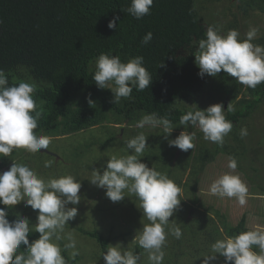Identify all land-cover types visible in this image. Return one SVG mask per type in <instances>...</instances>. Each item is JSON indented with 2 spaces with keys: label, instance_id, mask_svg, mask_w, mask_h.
<instances>
[{
  "label": "trees",
  "instance_id": "16d2710c",
  "mask_svg": "<svg viewBox=\"0 0 264 264\" xmlns=\"http://www.w3.org/2000/svg\"><path fill=\"white\" fill-rule=\"evenodd\" d=\"M221 1L153 0L150 14L137 20L123 11L130 6L131 0H0V20L3 21L0 24V69L8 76L9 85L20 81L37 84L34 99L43 109L38 127L34 130L37 136L67 135L105 125L106 122H125L129 127L137 124L144 114L156 112L158 116L168 115L174 127L172 136H178L183 130L195 133L193 149L196 155L208 147L203 133L196 131L197 126L180 125V117L194 107L186 103L197 105L203 100L205 89L209 88L208 98L215 100L214 104L223 105L226 119L233 123L232 131L240 132L244 125L254 122L251 114L264 99V83L249 88L223 71L215 77L205 74L201 78L197 74L199 68L194 62V53L198 40L205 38L208 25L217 27L209 7ZM234 4L238 12L225 26L226 29L237 27L239 15L243 19L252 12L264 16V0H234ZM113 17L119 18L117 28L109 29L107 25ZM148 32L152 33V39L148 44H142V38ZM109 50L113 55H119L122 62L143 56L144 67L152 75L149 87L143 91L133 88L131 99L121 98L115 104L112 92L98 88L92 79L97 57ZM161 62L163 67L159 66ZM223 99L225 104L221 102ZM89 100L92 101L91 105ZM229 103L235 109L233 112L227 111ZM197 107L206 109L200 104ZM232 136L238 139L240 134ZM113 137H108L105 143H111ZM162 139L148 135V147L140 158L141 162H151L152 159L156 164L172 165L175 157L173 149L176 147L167 150L170 153L167 158L165 152L152 153L150 149L152 142L153 145L166 146ZM160 148L162 150V146ZM23 151L25 149H13L11 156L0 157V169L8 166ZM186 169L183 168L182 175ZM196 174L189 169L190 177ZM86 179H83L81 193L89 187V180ZM180 182L181 177L177 185ZM190 188L194 189V186ZM132 197L135 199L134 207L126 215L117 216L123 219L122 224L117 219L118 223L110 224L109 228L107 221L97 222L92 229L77 228L84 237L83 242L76 246L79 255L75 259L71 258L69 249H62L67 264H105L101 254L108 245L115 246L117 242L139 255L138 264H150L148 252L134 239L142 230L141 222L144 220L139 199L134 194ZM121 202H125V198ZM191 207L182 200L171 222L181 228L182 236L179 239L171 235L166 227L168 238L163 248L165 255L162 264H200L202 256L209 252L211 244L217 239L251 230L244 216L234 225L220 222L226 216L219 209L212 212L214 217L209 215L211 211L205 209L202 215L188 218L192 213ZM0 208L5 206L0 204ZM95 209L99 212L106 210L98 206ZM207 209L212 210L213 206ZM6 210L10 222L19 216L26 217L14 213L12 208ZM220 228H223L224 236ZM38 237L39 233L32 228L29 242ZM24 247L21 245V251ZM254 250L259 251L258 248ZM217 264H223V257L219 258Z\"/></svg>",
  "mask_w": 264,
  "mask_h": 264
},
{
  "label": "clouds",
  "instance_id": "9594fccd",
  "mask_svg": "<svg viewBox=\"0 0 264 264\" xmlns=\"http://www.w3.org/2000/svg\"><path fill=\"white\" fill-rule=\"evenodd\" d=\"M152 5L153 0H131L130 6L123 11L139 20L150 14ZM118 19L113 17L107 27L116 29ZM259 32V27L249 26L241 37L236 29L222 34L218 27L208 25L205 38L198 40L194 53L198 76L203 78L207 74L215 77L223 71L249 88L264 83V45L253 43ZM151 39L152 33L148 32L141 43L148 44ZM144 63L143 56L122 62L121 57L113 55L111 50L102 52L95 61L92 79L98 88L112 92L116 104L121 98L131 99L133 88L143 91L149 87L152 75ZM159 66L163 67V63ZM36 91L35 82L20 81L9 85L8 76L0 69V157L11 156L13 149H25L35 154L52 143V137L37 136L34 132L43 112L34 99ZM89 104H92L91 100ZM193 105L180 117V125L198 126L205 140L222 147L224 138L233 129V123L226 119L223 105L216 103L203 110ZM234 110L229 103L227 111ZM136 127L150 130L162 128L165 139L174 129L167 114L158 116L156 112L144 114ZM247 135L248 129L242 127L241 138ZM147 137L142 131L128 139L126 150L129 154L112 155L102 172L100 169L92 170L89 181L105 189L106 197L112 202L122 201L125 190L139 199L143 216L149 223L144 224L139 234L135 235V242L148 252L150 264H162L168 232L177 239L182 236L178 225L169 227V218L179 210L182 189L166 174L141 162L140 158L148 147ZM195 139V133L183 130L175 139L168 140V144L187 152L195 147ZM51 163L45 162V167H51ZM237 167L236 158L229 156L227 168L230 171L214 180L209 191L214 196L235 198L240 206H244L249 190L247 183L236 172ZM80 189L81 182L70 174L45 181L27 165L16 162H12L7 171L0 172V204L5 206L0 208V264H67L59 243L62 239L60 233L64 232L68 221L77 216V208L68 205L80 203ZM22 201L37 211L34 228L39 237L31 243L28 237L33 225L29 219L19 216L10 222L7 218L9 213L6 209ZM166 227L168 232L165 231ZM67 240L63 248L72 249L70 255L75 259L79 252L71 233H68ZM21 245L25 246L23 251ZM101 255L105 264H138L140 260L134 250H126L120 242L115 246L108 245ZM202 257L200 264H217L220 257H223V264H264V228L257 226L235 236L217 239Z\"/></svg>",
  "mask_w": 264,
  "mask_h": 264
},
{
  "label": "rangeland",
  "instance_id": "374dc122",
  "mask_svg": "<svg viewBox=\"0 0 264 264\" xmlns=\"http://www.w3.org/2000/svg\"><path fill=\"white\" fill-rule=\"evenodd\" d=\"M209 12L213 14L214 22L222 34H226L230 29H236L240 32L241 37H243L248 31L249 26L259 27L260 32L253 43L264 45V16L261 13L252 12L246 19H243L239 15L237 27L226 29L225 26L233 20V15L238 12L234 0H223L213 7H209ZM204 95L203 100L198 102L197 105L200 104L204 108L213 105L215 100L211 101L208 98L209 88L205 89ZM221 102L225 104L224 99ZM186 105L189 107L194 106L192 102L186 103ZM256 106L255 109L253 108L254 110L251 114L253 119H255L254 122L248 123V126H243L248 127V130L254 129L249 131L248 135L243 138L240 136L238 139H235L232 135H238L240 132L233 130L224 138L222 147L204 139L207 142L206 146L208 148L204 149L202 147L204 150L196 155L195 149H189L187 152H180L181 150L178 148L173 149L175 157L171 166L164 163L156 164V161L152 159L151 162L146 160L145 164L148 167H153L157 171L166 174L176 184H178V179L181 177V182L178 186L182 191L179 198L190 204V206L192 205V213L188 218L202 215L201 213L205 209L211 211L209 215L214 217L212 212L215 209H219V212L226 216L220 222L234 225L244 216L245 223L249 228L254 229L257 226L264 228V99L259 104V107L257 106V109ZM110 124L106 122L105 125L94 126L67 135L50 136L53 139L46 149L48 153L40 150V152L33 154L25 150L12 162L27 165L43 177L45 181L49 178H58L68 174L78 176L82 187L83 179L87 178L90 180L93 169H100L102 172L107 159L112 155L123 156L129 154L126 150V141L133 138L134 135L143 131L146 135H156L159 139L163 137L166 146L161 145L162 150L161 146L157 144L153 145V142L150 149L152 153L160 154L161 151L165 152L166 158L170 154L167 150L174 147L169 146L168 140L177 137L172 136L174 134L171 133L165 139L162 128L150 130L145 127L144 129H140L136 127V124L128 127L125 122L122 124ZM198 130L201 131L197 126L196 131ZM114 135L115 137H113ZM108 137L114 138L109 144L105 143ZM201 144H204V142ZM226 146H229V154L227 153L228 149ZM229 156L236 158L238 165L236 172L240 174L241 178L248 185L247 204L244 206H240L235 198L214 196L209 191L211 183L214 180L230 171L227 168ZM47 161L52 162L51 167H45V162ZM12 162L8 166L1 168L0 172L7 171ZM183 168H187L184 175H182ZM189 169L197 172V174L190 177L188 175ZM191 186H194V189H191ZM79 195L81 196L79 204L68 205V207H76L78 212L75 219L68 221L64 232L60 233L61 237H63L59 241L62 249L63 245L68 243V233H71L74 237L76 246L83 242L84 237H81L82 235L77 229L79 226L92 229L97 222L107 221L109 228L110 224L118 223L117 219L122 224L123 219L119 217L126 215L134 207L135 202V199L132 197L133 194H129L127 190H125V202H112L106 197L105 189L96 187L90 181L89 187L85 188V192H79ZM194 199L196 200L193 201ZM200 203H203V205H200ZM96 206L106 210L99 212L95 209ZM209 206H213V209H207ZM12 209L14 213L25 215L34 229L37 211L32 210L30 206H26L23 201L13 206ZM177 212L174 213L173 217L169 218V226L172 225L171 222L174 221ZM99 214L102 215L98 216ZM142 219L144 220L141 222V227L143 228V225L149 223V221L144 216ZM220 231L222 232L221 235L224 236L223 228H220ZM69 251L71 253L72 249H69Z\"/></svg>",
  "mask_w": 264,
  "mask_h": 264
},
{
  "label": "water",
  "instance_id": "95a60500",
  "mask_svg": "<svg viewBox=\"0 0 264 264\" xmlns=\"http://www.w3.org/2000/svg\"><path fill=\"white\" fill-rule=\"evenodd\" d=\"M41 151L48 152V150H46V149H41Z\"/></svg>",
  "mask_w": 264,
  "mask_h": 264
}]
</instances>
